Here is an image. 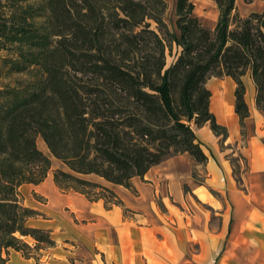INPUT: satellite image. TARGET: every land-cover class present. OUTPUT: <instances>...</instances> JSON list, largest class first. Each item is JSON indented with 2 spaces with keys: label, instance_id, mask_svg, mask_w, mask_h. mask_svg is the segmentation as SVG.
Segmentation results:
<instances>
[{
  "label": "trees",
  "instance_id": "1",
  "mask_svg": "<svg viewBox=\"0 0 264 264\" xmlns=\"http://www.w3.org/2000/svg\"><path fill=\"white\" fill-rule=\"evenodd\" d=\"M212 1L215 29L193 0H177L176 33L163 22L165 0H0V264L10 250L40 263L56 245L50 231L30 226L40 213L21 193L53 168L40 138L66 168L54 171L59 189L112 208L121 205L115 193L85 177L133 189V178L169 158L188 154L205 165L195 128L226 139L210 110L212 78L237 84L242 129L247 75L264 113V12L243 18L237 0Z\"/></svg>",
  "mask_w": 264,
  "mask_h": 264
},
{
  "label": "crops",
  "instance_id": "2",
  "mask_svg": "<svg viewBox=\"0 0 264 264\" xmlns=\"http://www.w3.org/2000/svg\"><path fill=\"white\" fill-rule=\"evenodd\" d=\"M243 81L250 111L244 129L235 112V81L212 78L207 84L210 110L228 136H216L209 125L195 128L209 158L205 165L178 155L133 178V189L85 177L113 191L121 205L107 208L103 200L63 192L54 171L66 168L56 159L59 167L42 184L21 188L25 205L40 213L30 226L50 231L56 245L41 251L40 263L10 250L9 264H246L248 252L257 253L248 264H260L255 259L264 253V113L253 79L247 75ZM215 88L231 111L227 121L212 111ZM239 156L248 159L241 185L232 163ZM29 187L47 199L42 209L27 203L23 189Z\"/></svg>",
  "mask_w": 264,
  "mask_h": 264
},
{
  "label": "rangeland",
  "instance_id": "3",
  "mask_svg": "<svg viewBox=\"0 0 264 264\" xmlns=\"http://www.w3.org/2000/svg\"><path fill=\"white\" fill-rule=\"evenodd\" d=\"M165 2L167 3L168 9L163 16V22L167 26V29L169 31L178 33L176 29L177 0H165ZM193 2L196 7V11H195L196 16L201 20V22L206 27H209L210 29H215L218 23V20H219V15H220L217 5L212 0H193ZM237 7H238L239 14L243 18H246L250 16L252 13H263L264 12V0H237ZM151 23H152V29H155L156 31H158L162 37H165V33L159 31L158 25L153 21ZM178 52H179V49L176 45H174L173 47L172 54L168 52V55H167L168 67L174 63ZM216 82L219 83L220 81H216ZM38 144H39V147L43 151H45L46 154L51 158L52 164H53L52 169L58 168L60 163L57 162V160L54 159L52 155H50V152L47 151L45 143L42 141L41 138L38 140ZM242 146L244 145L242 144ZM232 161H238L237 162V174H238V177L241 178L243 173H245L248 169V159L243 156L241 157L239 156L236 159H233ZM30 189H32V187L23 189V193H24L27 203L30 206H34V207H38V209H42L43 205L45 204V201L47 202V199L45 197L40 196L39 192H36L35 190L30 191ZM41 214L45 216L44 213L41 212ZM28 240L29 238L26 239L27 242ZM253 255L255 258L257 257V253L251 254L250 252H248L247 254H244L243 262H245L246 264L250 263V261L253 259ZM255 260L259 262L260 264H262L264 262V253H260L259 258Z\"/></svg>",
  "mask_w": 264,
  "mask_h": 264
},
{
  "label": "bare ground",
  "instance_id": "4",
  "mask_svg": "<svg viewBox=\"0 0 264 264\" xmlns=\"http://www.w3.org/2000/svg\"><path fill=\"white\" fill-rule=\"evenodd\" d=\"M212 103V111H216V113L219 115L220 120L227 121L229 119L231 111L226 109L225 102L222 101L221 94L219 93V90L217 88L214 89V97Z\"/></svg>",
  "mask_w": 264,
  "mask_h": 264
}]
</instances>
